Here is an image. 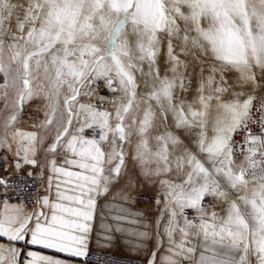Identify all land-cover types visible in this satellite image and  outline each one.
<instances>
[{
	"label": "snow or ice",
	"instance_id": "1",
	"mask_svg": "<svg viewBox=\"0 0 264 264\" xmlns=\"http://www.w3.org/2000/svg\"><path fill=\"white\" fill-rule=\"evenodd\" d=\"M16 8L22 12V18L17 16L16 19L18 35L9 27ZM182 8L188 9L187 14ZM202 18L209 21L207 29L201 27ZM177 19L192 22L197 37L208 44L213 57L222 65L221 71L224 68L235 69L242 81H254V69L264 71V0H25L19 5H13L10 0H0V37L11 35V60L20 65L13 79L0 60V74L3 76L0 89L4 90L5 101L9 80L21 84L15 101L16 111L6 121L0 147L8 145V129L17 121L23 106L42 92L45 107L49 110L44 112L46 119L35 127L50 128L57 120L61 88L66 87L63 107L67 120L59 122L47 151L52 154L60 150L69 153L73 159L66 163L79 169L68 171L57 167L55 159L51 160V171L65 177L62 183L71 187L61 191L60 184L57 185V203H50L47 197L42 198V206L51 211L50 218L43 211L24 215L21 208L10 211L5 205L4 212L0 214V238H7L9 242L19 241L30 233L29 243L33 245L72 256L87 254V237L96 208L95 197L105 195L110 181L120 177L125 165L123 144L131 135L126 131L128 126L124 121L136 102L137 84L131 71L134 64L126 26L131 25L136 38L139 60L147 59L151 67L158 52L157 33L166 31L169 36L178 33ZM188 39L185 34V43ZM20 41L24 42L23 45ZM192 43L204 50L196 37L192 38ZM3 44V39H0V51ZM57 45L59 48L52 52ZM27 46L33 50L28 51ZM48 53H51V63L55 67V78L50 92H44L42 84L33 86L36 78L32 75L31 62L35 58L38 68L40 58ZM168 56L173 61L171 70L175 73L180 61L173 55L171 40L168 42ZM100 80L106 81L113 92H121V100L127 98L126 103L113 102L114 113L80 102V97L89 94L82 89ZM213 82L214 76H209L207 83L211 85ZM176 86L175 79L164 77L160 79L159 87H154L148 94L149 99L154 100L162 112V100L167 101L168 108L176 114L177 128L199 129L197 147L206 154L212 167L209 169L195 154L185 149L175 161L178 171L185 166L188 168L183 181H160L166 189L165 210L169 216L164 231L170 243L175 245L174 249H169L172 256L164 258L166 264H178L173 257L188 259L196 251L194 247L186 246L193 234L203 239L198 264H250L249 257L253 254L257 264H264V165L254 159L257 154L264 158V136L252 135L248 130L254 98L249 96L243 102H222L221 94L227 91L222 76L211 94L204 95L202 83L198 100L189 104L185 113L183 104L173 108V89ZM179 87L184 89L182 77ZM50 95L52 102L48 103ZM213 99L217 101L215 107ZM261 111H264V104ZM153 116L150 108L145 110L138 129L142 139L136 146L135 159L142 166L150 162L149 156L156 162L154 169L144 171L145 176L169 173L172 165L168 145L179 147L182 143L178 136L167 133L156 137L161 146L151 152L144 137ZM112 120L116 121L114 126L110 123ZM261 123L264 124V119ZM87 129L93 131L92 136L85 135ZM240 130L248 131L245 137V143L249 145L245 156L247 168L241 165L234 170V134ZM11 140L17 145L16 155L23 152L24 162L35 166L37 161L32 157L44 139L38 137L37 132L13 129ZM105 144L107 150L103 147ZM105 165L114 166L106 173ZM257 169H260L259 176ZM249 171L251 179L247 176ZM219 178H223L230 189L241 193L238 200L250 209L248 213L242 212L237 200L231 199ZM3 183L0 179V184ZM207 197L228 203L225 217H219L215 211H205L203 202ZM187 209L198 213L196 220L188 219ZM177 231L181 235L179 243L173 240ZM234 253H239L238 259ZM22 255L11 243L8 246L0 244V264H21ZM27 256L30 259L26 264H62L58 259L31 251ZM149 264H154V261Z\"/></svg>",
	"mask_w": 264,
	"mask_h": 264
},
{
	"label": "crops",
	"instance_id": "2",
	"mask_svg": "<svg viewBox=\"0 0 264 264\" xmlns=\"http://www.w3.org/2000/svg\"><path fill=\"white\" fill-rule=\"evenodd\" d=\"M219 66H222L218 62ZM6 70L12 75V65H5ZM161 70V69H160ZM263 73L260 69H254L256 79L254 81H242L240 74L231 68H224L223 71L218 73L219 78H214V82L209 85L207 83L208 77L212 76L211 71L207 74L204 72L202 83L204 84V95L211 94L213 89L217 87L221 82V77L226 81L227 91L221 94L222 102H232L239 100L243 102L249 96L254 95L255 91H258L260 83L262 82L259 73ZM13 79L9 80L10 87L7 89V101L3 98V89H0V137L5 136V124L14 111L15 101L17 99V93L19 90V81L13 83ZM200 81V80H199ZM0 83H3V76L0 74ZM264 85V83L262 82ZM146 84H142V92L145 91ZM199 98V95H187L179 96L173 95V108L183 104L185 113H187V106L194 104ZM51 99V98H49ZM86 101H80L81 103H91L92 100L85 99ZM45 101V100H44ZM7 102V107L5 103ZM110 102L120 103L116 97H111ZM164 104V111L162 112L160 107L154 100L149 99L147 95L136 94V102L126 117L124 123L126 131L131 133L128 140L123 144L125 152V165L122 169V173L118 179H112L108 185V192L105 195L96 196V208L94 211V219L91 222V230L87 237V248H98L121 255H129L138 258L145 259L147 261H154L156 264H166L165 257L172 256V252L169 249H174L175 245L170 243L168 236L164 229L168 223V213L166 209V201L164 200V193L166 191L160 184L161 180H171L175 183H180L184 179V174L188 171L187 166L182 171H178L175 166L176 158L181 156L185 149L192 152L201 160L206 167L211 169L212 165L208 161L206 154L201 153L197 147V139L199 135L198 128H186L176 127V114L172 109L167 106V101L162 100ZM217 101L213 99L212 104L215 107ZM59 112L57 113V120L53 122L50 128L35 127L40 125L46 118L40 117L36 124H28L24 117V112H20L17 121L8 129V145L0 147V157H15L19 161V165L25 167L28 170H34L38 172L42 178L40 195L38 202L34 207H27L22 203H1L0 214L5 210V205L8 206L11 211L14 208H21L22 214L27 215L37 211H43L46 216L50 218L51 211L49 208L42 206V198L47 197L50 203H57V185L60 184V190L65 191L69 189L71 185L62 183L66 178L58 176V174L51 171L50 161L55 159L56 166L62 167L68 171H79L66 163L67 160L73 159V157L60 150L57 154H52L47 151L53 137L56 135L58 124L61 120L66 121L67 115L64 112L63 96L61 97L59 104ZM114 108V106H113ZM151 109L154 114L151 120V127L145 134L148 141V148L151 152H155L161 145L157 142V136H166L167 133H172L178 136L181 140L179 147H173L168 145L169 149V161L172 165V170L167 174L160 176H145L144 171L154 169L156 162L151 156L148 157L149 163L141 165L136 159L137 144L142 137L140 136L138 129L140 121L143 119L144 112L147 109ZM112 112V110L110 111ZM135 117V123L133 122ZM27 123V124H26ZM113 126L116 121L112 120ZM18 129L24 132H37L38 137L44 139V143L37 145V151L34 158L37 163L35 166L26 164L23 159V152L20 155H16L17 145L11 140V131ZM208 135H211L209 131ZM118 145L120 144L117 141ZM107 150V144L103 145ZM243 165L247 168V161L245 159L234 160L233 169L238 170V166ZM114 165H105V172L109 173V170ZM257 176H259L260 170H256ZM251 179V171L247 174ZM51 178V185L49 179ZM221 186L224 190L229 192L231 199L237 200V203L241 207L242 212L248 213L250 209L246 207L243 202L238 200V196L241 194L228 187L223 178H219ZM68 194H71L70 192ZM140 196L149 197L150 200L144 201ZM159 200V204H157ZM208 205L204 206L205 211L211 213L215 211L219 217H225L228 203L214 199L213 197H207ZM186 211H193L196 217L198 213L193 209H187ZM178 219H180L178 217ZM43 223V220L41 221ZM251 223V222H250ZM35 226V220L32 221V227ZM182 226V219H181ZM195 233V230H192ZM145 233L146 235H141ZM31 239L30 233L25 236V239L19 241L9 242L7 238H0V244L17 248L23 255L20 257L21 264H26L29 251L35 252L37 255L47 256L52 259H58L62 264H86L84 262V256H72L68 253L59 252L55 249L45 248L41 245H33L29 243ZM175 243H179L181 235L177 231L173 235ZM186 246H191L196 251L188 258L173 257L181 264L184 260L190 261L192 264H198V259L201 251L203 250V239L195 234L189 237V243ZM238 259L239 253H234ZM250 264H257L256 256L253 254L249 257Z\"/></svg>",
	"mask_w": 264,
	"mask_h": 264
},
{
	"label": "rangeland",
	"instance_id": "3",
	"mask_svg": "<svg viewBox=\"0 0 264 264\" xmlns=\"http://www.w3.org/2000/svg\"><path fill=\"white\" fill-rule=\"evenodd\" d=\"M13 5H19L25 3V0H10ZM183 12L187 14L188 9L182 8ZM17 16L22 18V12L20 8H16L13 13V17L9 27L11 31L17 33L16 29V19ZM177 25L179 27V32L169 36L166 31H161L157 33L158 44L156 48L158 49L155 63L151 65L150 62L145 59L143 61L139 60L140 53L138 52L135 44V36L131 32V25H127L125 31L129 33V48L132 58V63L134 67L131 69L133 75L135 76L137 88L136 94L138 95H147L153 90L154 87H159L160 79L167 77L172 80L175 79L177 86L173 89V95L179 96H187V95H200V86L202 84L203 75L205 73H209L211 71V75L214 78H219L218 73L221 71L222 66L217 65L218 61L213 57L208 44L203 41L201 38L197 37V33L194 31L193 24L191 21H183L177 19ZM209 26V21L207 18L201 19V27L207 29ZM185 34L188 35L189 39L187 43L184 41ZM196 37L200 44L203 45L204 50L202 51L199 47H195L192 43V38ZM3 39V50L0 51V60H2L5 65H12V75H16V70L20 68V65L17 63H13L11 60L12 51L9 48V45L13 43L11 35H5L0 37ZM171 40L173 45V55L178 57L180 64L176 66V72H172L173 61L168 56V42ZM23 41H20V44L23 45ZM28 51H32L33 48L31 46H27ZM59 48V45L56 48L52 49V52H55ZM45 66L47 67V71H45ZM32 67V75L36 78L33 82V86H37L42 84L44 92H50L51 90V82L55 78V67L51 63V53L45 54L40 58V66L37 68L35 58L31 62ZM216 69L213 72V69ZM161 69V70H160ZM157 70L159 71V78H157ZM22 71V68H21ZM263 73H259L261 81L264 83V71ZM183 78L184 89L179 87L180 78ZM200 80V81H199ZM260 83V87L258 91H255L254 96L264 95V85ZM142 84H146L145 91L142 92ZM115 86V84H114ZM21 84L19 82V88ZM82 91H87L89 94L80 97V101H86L85 99L92 100V104L96 105L98 108L103 110H108L109 112L112 110L114 113L113 102L111 101V97H116L119 99V102H123L121 100L122 93L119 91L113 92L111 89L107 87L106 81L100 80L95 84L90 86L86 85ZM66 94V87L61 88L60 91V100L61 97ZM262 95V96H263ZM48 103L52 102L51 95L49 96ZM103 98V99H101ZM125 103L127 102V98L125 97ZM46 101L43 98V92L40 95L34 97L28 103L23 106L21 112H24L25 120L28 124H36L38 119L44 115L45 111L49 109L45 107ZM59 107V106H58ZM59 112V108L57 109V113ZM43 118H46L45 115ZM26 123V124H27ZM111 123V121H110ZM113 125V124H112ZM141 197V196H140ZM149 198V197H148Z\"/></svg>",
	"mask_w": 264,
	"mask_h": 264
},
{
	"label": "built area",
	"instance_id": "4",
	"mask_svg": "<svg viewBox=\"0 0 264 264\" xmlns=\"http://www.w3.org/2000/svg\"><path fill=\"white\" fill-rule=\"evenodd\" d=\"M253 104L250 110V119L248 121V130L252 135L264 136V111H261V105L264 104V96H254ZM86 136H92L93 131L87 129ZM248 131L240 130L234 134V157L233 160L245 159L249 145L245 143V137ZM258 147V146H257ZM254 159L261 165H264V158L257 154ZM19 161L15 157H0V179L4 181L0 184V204L1 203H22L27 207H34L40 195L42 178L40 174L34 170H28L23 166L17 168ZM260 170V169H257ZM144 201L150 200L148 197H140ZM204 206L208 205V201L204 200ZM190 220H196L193 211H186ZM84 255L86 264H149L142 258L121 255L110 251L89 248ZM156 264V263H154ZM181 264H192L188 260H184Z\"/></svg>",
	"mask_w": 264,
	"mask_h": 264
},
{
	"label": "bare ground",
	"instance_id": "5",
	"mask_svg": "<svg viewBox=\"0 0 264 264\" xmlns=\"http://www.w3.org/2000/svg\"><path fill=\"white\" fill-rule=\"evenodd\" d=\"M262 95H263V94H262ZM262 95H260V96H262ZM263 96H264V95H263ZM125 100H126V99H125V98H123V102H124V103H125Z\"/></svg>",
	"mask_w": 264,
	"mask_h": 264
}]
</instances>
